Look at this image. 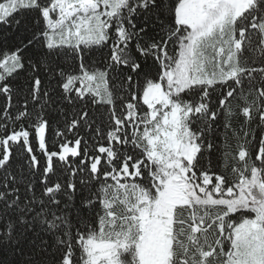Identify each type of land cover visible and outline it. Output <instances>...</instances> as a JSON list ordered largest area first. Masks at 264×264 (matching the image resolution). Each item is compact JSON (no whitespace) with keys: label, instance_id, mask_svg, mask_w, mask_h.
<instances>
[{"label":"snow or ice","instance_id":"obj_1","mask_svg":"<svg viewBox=\"0 0 264 264\" xmlns=\"http://www.w3.org/2000/svg\"><path fill=\"white\" fill-rule=\"evenodd\" d=\"M0 264H264V0H0Z\"/></svg>","mask_w":264,"mask_h":264}]
</instances>
